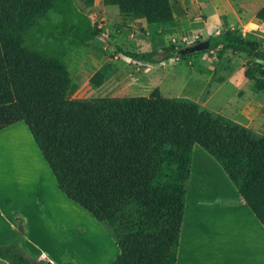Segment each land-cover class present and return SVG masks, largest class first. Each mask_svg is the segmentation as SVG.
Here are the masks:
<instances>
[{"label": "trees", "instance_id": "obj_1", "mask_svg": "<svg viewBox=\"0 0 264 264\" xmlns=\"http://www.w3.org/2000/svg\"><path fill=\"white\" fill-rule=\"evenodd\" d=\"M102 2L149 26L174 21L171 0ZM72 10V0H0V130L18 122L27 126L59 191L117 246L112 264H176L194 145L220 165L264 227V135L192 100L164 97L157 88L143 97L68 98L73 85L63 40L45 47L31 39L50 14L70 23L64 47L97 37L100 31L82 16L73 22ZM255 18L264 22V5ZM208 40L206 52L247 54L252 61L244 75L253 91H264V46L233 29ZM123 55L159 63L156 51ZM89 81L99 87L104 74L97 71ZM15 222L22 232L0 245V259L50 264L24 251V224L17 215Z\"/></svg>", "mask_w": 264, "mask_h": 264}, {"label": "rangeland", "instance_id": "obj_2", "mask_svg": "<svg viewBox=\"0 0 264 264\" xmlns=\"http://www.w3.org/2000/svg\"><path fill=\"white\" fill-rule=\"evenodd\" d=\"M171 1L174 12L172 24L144 26L122 17L116 6L104 5L102 0H72L73 22H79L82 16L91 27L100 31L99 35L90 41L64 47L63 44H67L65 36H68L67 31L71 29L70 23L65 22L61 15L50 14L42 21V32H33L31 43L49 47L54 44L58 46L57 42L63 40L60 47L65 50L64 61L73 85L69 99L143 97L157 88L164 97L192 100L264 135V91H253L251 81L244 75L248 63L252 61L247 54L214 51L182 59L173 55L174 58L167 59L171 48L178 50L191 46L227 29H233L244 38L256 40L264 46V22L255 18L257 11L264 5V0ZM129 24L128 30L124 29ZM53 39L56 41L53 42ZM151 51L157 52L155 57L159 63L146 65L123 55V52ZM97 71L104 74V82L99 87L89 81ZM22 126L27 135L15 136L16 140L7 146L0 145V192L11 194L12 199L16 197L24 203L40 200L59 203L63 207L64 211L59 209L57 213V220L58 216L63 220L54 221L51 217L49 225L45 227L49 238L42 241L44 249L52 251L54 243L58 244V241L54 242V238L59 236L64 237L67 246L65 251H71L72 248L76 258L82 251L85 252L84 257L89 262L85 263V260L83 264H105L111 256L115 259L118 248L104 228L80 206L69 200L54 199L51 182L42 184L46 180L45 170L50 171L30 132L25 125ZM21 129L23 128L17 131ZM28 142L32 145L29 146ZM195 147L198 149H193L195 162L192 164L191 185L197 186L202 181V186H210L211 175L208 173L214 166L210 159L222 169L202 148ZM212 172L218 187L227 189L231 186L234 189L213 168ZM77 219L81 222L80 225ZM63 221L65 224H60ZM73 223L74 226L68 225ZM97 226L109 242L95 239V234L99 238L103 237L99 229H96ZM25 229L24 226L22 238ZM21 232L18 225L17 236ZM78 235H83L82 239L76 238ZM73 238H76V243L69 245ZM59 251H62V247ZM55 252L54 261L59 264L64 252Z\"/></svg>", "mask_w": 264, "mask_h": 264}, {"label": "crops", "instance_id": "obj_3", "mask_svg": "<svg viewBox=\"0 0 264 264\" xmlns=\"http://www.w3.org/2000/svg\"><path fill=\"white\" fill-rule=\"evenodd\" d=\"M134 22H139L144 26L147 25L143 19L134 20ZM129 27L130 24L125 26L124 29L128 30ZM22 125L25 124L18 122L0 130V145L7 146L16 140L15 136L27 135V131ZM20 128L23 129L17 131ZM28 143L30 146L31 142ZM195 146L198 145H194L193 149H198ZM194 157L192 150L189 183L185 197L176 264H264V227L241 199L235 188L228 186L226 189L216 185L212 168L221 175L227 185H230L228 183L231 182L210 158L208 159L214 165L208 173L211 175L210 186H202L200 184L202 181L198 182L197 186H192L190 180L192 163L193 161L195 162ZM49 171L51 173L50 169ZM203 172L205 171L203 170ZM50 173L45 170L44 176L46 180L42 184L46 185L51 182L53 198L56 200L61 198L63 201H68L65 195L57 188L55 178ZM59 209L64 211L59 203L41 202L40 200L24 203L16 197L12 199L11 194L0 192V245H7L15 240L17 236L15 216L17 215L22 219L27 229H25V234L21 240V246L29 256L38 261L55 264L54 255L55 251L58 250L59 254L64 252L63 259H61L59 264H83L82 262L85 260L87 261L85 263H88L89 260L84 257L85 252L83 253L82 251V254L80 253L78 258H76V256H73L74 250L72 248L71 251H65L67 246L64 237L58 236L57 239L54 238V242L58 241V244L54 243L52 251L43 248L42 241L44 238H49L45 227L49 225L51 217L54 218V221L63 220L60 219V216H58L57 220ZM77 221L80 225L79 219ZM74 223L76 224V222ZM74 223L68 225L71 227L74 226ZM60 224L64 225L65 222H60ZM65 228L67 229V225ZM96 229H99L103 237L99 238V235L95 234V239H100V242L106 240L109 242L98 226ZM82 237L83 235H78L76 238L82 239ZM76 238H73L72 242L68 244L76 243ZM60 247H62V251H59ZM113 261L114 257L111 256L105 264H112ZM0 264L8 263L0 259Z\"/></svg>", "mask_w": 264, "mask_h": 264}, {"label": "water", "instance_id": "obj_4", "mask_svg": "<svg viewBox=\"0 0 264 264\" xmlns=\"http://www.w3.org/2000/svg\"><path fill=\"white\" fill-rule=\"evenodd\" d=\"M208 49H209V40L207 38L203 41L196 42L191 46H187L185 48H181L173 52H170L169 54L177 55V56H189V55L206 52ZM19 231L20 232L22 231L21 226H19Z\"/></svg>", "mask_w": 264, "mask_h": 264}]
</instances>
